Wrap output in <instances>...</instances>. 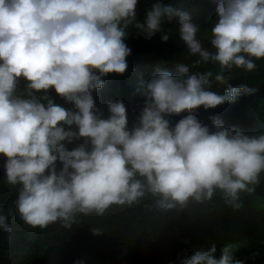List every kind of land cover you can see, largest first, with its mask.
Masks as SVG:
<instances>
[{"label": "clouds", "instance_id": "1", "mask_svg": "<svg viewBox=\"0 0 264 264\" xmlns=\"http://www.w3.org/2000/svg\"><path fill=\"white\" fill-rule=\"evenodd\" d=\"M138 3L0 0V154L7 158V183L18 187L19 218L32 228L71 229L79 216H102L113 205L149 196L163 213L190 202L211 204L217 193L225 206L239 209L241 193L254 191L264 174V132L249 135L219 117L210 128L195 114L257 91L233 86L225 72H251L264 59V0H215L210 48L190 13L154 3L140 19ZM165 16L178 17L179 40L199 58L173 63L175 74L158 68L140 81L143 106L129 129L124 102L108 101L105 118L93 93L108 74L127 71L130 28L146 39L159 32L169 40ZM202 62L219 71H191ZM213 84L223 85V93ZM51 89L73 107L56 103ZM185 112L173 125L170 117ZM8 215L0 210V230L11 234ZM237 251L231 241L219 250L211 243L184 264H242Z\"/></svg>", "mask_w": 264, "mask_h": 264}, {"label": "trees", "instance_id": "2", "mask_svg": "<svg viewBox=\"0 0 264 264\" xmlns=\"http://www.w3.org/2000/svg\"><path fill=\"white\" fill-rule=\"evenodd\" d=\"M154 3L170 5L191 14L201 27L202 44L210 48V28L216 20L215 0H139L138 18L143 19ZM163 28L170 33L168 41L157 32L146 39L129 29L125 43L131 48L126 58L128 69L123 74L110 73L104 87L93 93L96 105L106 118L107 102L122 100L127 109L128 127L137 122L144 97L137 91L140 81L149 80L155 71L169 70L175 74V62L191 65L198 56L188 54L187 46L179 40L178 17L163 19ZM211 50V49H210ZM251 72L233 67L226 78L233 86L247 84L256 88L252 96L241 95L236 101L212 109L201 106L197 118L210 128L216 117L225 127L235 126L252 135L264 132V59L256 61ZM219 71V65L203 62L192 72ZM21 80L18 89H23ZM213 91L223 93L224 86L213 84ZM55 102L66 108L73 105L49 91ZM39 95V94H38ZM188 113L170 117L173 125ZM214 131V129H212ZM83 140L66 146L71 150ZM0 154V210L8 215L11 234L0 230V264H184L197 250H207L211 243L217 248L226 242L246 238L248 245L238 248L236 259L242 264H264V208H257L254 199L264 196V174L254 191L241 193L242 206L233 209L223 204L219 193L211 204L190 202L184 208L163 213L152 207L146 197L132 205H113L102 216H79L71 229L59 223L46 229L32 228L24 223L16 210L18 187L7 183ZM57 167H61L58 163ZM92 227L104 232L96 235ZM219 258V251L217 252Z\"/></svg>", "mask_w": 264, "mask_h": 264}, {"label": "rangeland", "instance_id": "3", "mask_svg": "<svg viewBox=\"0 0 264 264\" xmlns=\"http://www.w3.org/2000/svg\"><path fill=\"white\" fill-rule=\"evenodd\" d=\"M254 202L257 208H264V196L255 197ZM231 242H234L236 245H238V248L245 247L248 245L247 239L245 237L239 240L231 241Z\"/></svg>", "mask_w": 264, "mask_h": 264}]
</instances>
